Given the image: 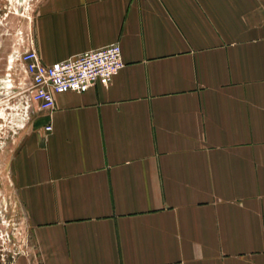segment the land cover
Segmentation results:
<instances>
[{
	"label": "crops",
	"instance_id": "crops-1",
	"mask_svg": "<svg viewBox=\"0 0 264 264\" xmlns=\"http://www.w3.org/2000/svg\"><path fill=\"white\" fill-rule=\"evenodd\" d=\"M117 43L111 83L55 95L10 165L21 264H264V0H39L25 48Z\"/></svg>",
	"mask_w": 264,
	"mask_h": 264
},
{
	"label": "rangeland",
	"instance_id": "rangeland-1",
	"mask_svg": "<svg viewBox=\"0 0 264 264\" xmlns=\"http://www.w3.org/2000/svg\"><path fill=\"white\" fill-rule=\"evenodd\" d=\"M38 1L0 0V264H21L34 251L10 165L40 114L20 60Z\"/></svg>",
	"mask_w": 264,
	"mask_h": 264
},
{
	"label": "built area",
	"instance_id": "built-area-1",
	"mask_svg": "<svg viewBox=\"0 0 264 264\" xmlns=\"http://www.w3.org/2000/svg\"><path fill=\"white\" fill-rule=\"evenodd\" d=\"M20 60L32 83L31 100L40 111L53 110L57 94L85 93L97 85L110 84L124 67L118 43L51 65L44 64L34 48H28ZM51 129L50 125L46 127L47 131Z\"/></svg>",
	"mask_w": 264,
	"mask_h": 264
},
{
	"label": "bare ground",
	"instance_id": "bare-ground-1",
	"mask_svg": "<svg viewBox=\"0 0 264 264\" xmlns=\"http://www.w3.org/2000/svg\"><path fill=\"white\" fill-rule=\"evenodd\" d=\"M23 1V0H22ZM13 59V58H12ZM8 84V83H7Z\"/></svg>",
	"mask_w": 264,
	"mask_h": 264
}]
</instances>
